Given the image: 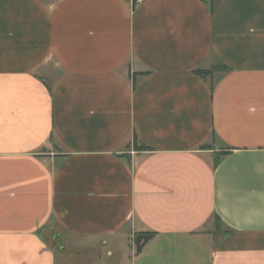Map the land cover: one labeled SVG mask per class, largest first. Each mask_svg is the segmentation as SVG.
<instances>
[{"label":"crops","instance_id":"obj_1","mask_svg":"<svg viewBox=\"0 0 264 264\" xmlns=\"http://www.w3.org/2000/svg\"><path fill=\"white\" fill-rule=\"evenodd\" d=\"M74 253L264 264V0H0V264Z\"/></svg>","mask_w":264,"mask_h":264},{"label":"trees","instance_id":"obj_2","mask_svg":"<svg viewBox=\"0 0 264 264\" xmlns=\"http://www.w3.org/2000/svg\"><path fill=\"white\" fill-rule=\"evenodd\" d=\"M213 9V7H212ZM230 69L227 68L226 66H217V67H214L212 70H208V71H204V70H201V71H198L197 73L201 76H209V75H212L214 72H221V71H229ZM135 150L137 151H144V150H147L146 147H141V146H138L137 144V141H135ZM216 166H218V163H219V159L216 158ZM155 234L154 233H138L135 237V242H136V245H137V250L138 252H140L143 248V246L145 244H147L148 242H150L153 238H154Z\"/></svg>","mask_w":264,"mask_h":264},{"label":"rangeland","instance_id":"obj_3","mask_svg":"<svg viewBox=\"0 0 264 264\" xmlns=\"http://www.w3.org/2000/svg\"><path fill=\"white\" fill-rule=\"evenodd\" d=\"M95 256L87 257L86 255L81 257L76 253L67 255L66 257L59 256L58 264H92L95 261Z\"/></svg>","mask_w":264,"mask_h":264},{"label":"built area","instance_id":"obj_4","mask_svg":"<svg viewBox=\"0 0 264 264\" xmlns=\"http://www.w3.org/2000/svg\"><path fill=\"white\" fill-rule=\"evenodd\" d=\"M144 0H134V3L137 5V4H140L142 3Z\"/></svg>","mask_w":264,"mask_h":264}]
</instances>
